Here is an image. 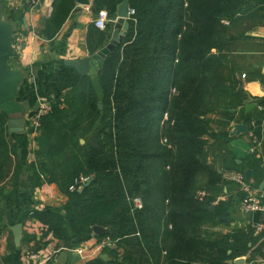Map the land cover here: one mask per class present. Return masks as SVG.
Listing matches in <instances>:
<instances>
[{"label":"trees","instance_id":"16d2710c","mask_svg":"<svg viewBox=\"0 0 264 264\" xmlns=\"http://www.w3.org/2000/svg\"><path fill=\"white\" fill-rule=\"evenodd\" d=\"M121 1H93L110 22L104 29L90 26V54L107 44ZM127 1L129 27L98 67L99 92L93 76L82 72L39 120L34 183H56L67 202L27 215L39 220L45 237L62 242L92 233L94 225L114 228L109 236L122 255L119 264L127 252L143 264H227L248 249L252 231H208L226 212V203L216 201L224 179L209 158L215 150L227 152V130L241 110L232 65L238 38L229 30L249 0ZM75 7V0H53L38 34L52 39ZM14 18L21 21L23 11ZM7 121L0 111V178L17 156ZM24 170L20 161L13 165L14 188ZM80 175L90 183L69 191ZM134 196L141 209L134 208Z\"/></svg>","mask_w":264,"mask_h":264},{"label":"crops","instance_id":"0c3cea01","mask_svg":"<svg viewBox=\"0 0 264 264\" xmlns=\"http://www.w3.org/2000/svg\"><path fill=\"white\" fill-rule=\"evenodd\" d=\"M93 1L91 0L89 11L76 3L58 33L52 39H47L38 34L52 11L47 0H40L33 7L27 0L15 3L2 0L4 11L12 19L16 29L10 65L25 72L18 101L27 107V111H36L41 98L53 99L77 82V72L65 65L64 60H82L92 55L87 49V34L90 26H94L93 20L97 15L92 7ZM20 11H23V18L18 21L14 15ZM114 20H111L113 25ZM112 31L113 27L111 33ZM229 33L238 38L232 45V65L234 78L238 82L236 90L241 96V110L238 107L234 111L237 119L228 127L230 140L227 142V152L223 156L215 150L209 158V162L215 165L224 179L216 201L226 203V212L223 214L226 220L219 218L220 223L207 226V229L215 235L236 230L252 231L251 239L247 242L248 249L241 250L228 259L232 263H228V260L226 263L234 264V260L242 258L247 264H262L264 213L253 212L249 215V212H244L240 206L243 193L223 175L225 171L244 173L245 170H250V177L247 178L250 184L264 192V111L257 107L263 102L264 95V0H249L240 19L230 26ZM98 67V63L93 60L88 69L97 92L100 90L96 77ZM244 100L254 106L246 109ZM235 123H245L247 131L238 136H230L229 132ZM250 131L260 140L254 153L249 151ZM9 135L17 156L11 158L10 172L0 178V264H56L62 251L67 252L63 264H111L112 261H118L115 264H119L122 255L114 252L116 243L110 248L96 250L102 237L93 233L78 236L72 242H62L51 235H43L42 224L37 218L28 216V212L34 209L62 208L67 202V195L56 183H34L30 165L36 160L34 149L37 145L35 136L29 130V120L23 133ZM16 161H20L25 170L20 175L18 186L14 188L12 174ZM232 161L236 164L235 167ZM212 207L214 209L213 205ZM17 223H21L23 229L19 246L14 244L11 230V226ZM257 224H262L259 231L255 227ZM137 236L139 234L136 233L134 237ZM42 239L46 242L38 245ZM78 249H82V256L76 253ZM142 260L134 253L127 252L125 255V264H143Z\"/></svg>","mask_w":264,"mask_h":264},{"label":"water","instance_id":"95a60500","mask_svg":"<svg viewBox=\"0 0 264 264\" xmlns=\"http://www.w3.org/2000/svg\"><path fill=\"white\" fill-rule=\"evenodd\" d=\"M53 0L51 1L52 4ZM79 5H90L91 0H75ZM130 17V8L128 7V1L122 0L116 8V18L114 20L113 31L107 44L93 53L88 58L78 59H66L64 64L72 67L77 74L87 72L91 61H96L98 66L101 65L102 59L115 48L123 43L129 24L128 19ZM15 27L11 20H9L0 2V111L8 117L7 128L10 133H23L26 129L28 120L33 116L34 111H27V107L18 101L20 86L24 82L25 72L23 69H15L10 65V59L14 54V33ZM246 109L250 106H254L248 103L247 100L243 101ZM101 108V105L99 104ZM248 126L245 123H235L232 130L229 132L230 136H238L247 131ZM83 143V140H81ZM244 175L246 178L250 177V170H245ZM90 183V180L85 182L83 186ZM83 186L78 190L80 191ZM213 209V207H210ZM253 212H249L252 215ZM221 220H226L225 215L220 217ZM13 233V240L16 246L20 245L22 237V224L17 223L11 226ZM92 233L99 237L106 235H114L116 230L112 227L106 228L99 225L92 226ZM67 256L66 251H62L57 258L56 264H63L64 259ZM228 263H232V260H228ZM234 264H247L244 263L242 258H238L233 261Z\"/></svg>","mask_w":264,"mask_h":264},{"label":"built area","instance_id":"2783aa9c","mask_svg":"<svg viewBox=\"0 0 264 264\" xmlns=\"http://www.w3.org/2000/svg\"><path fill=\"white\" fill-rule=\"evenodd\" d=\"M10 3L18 2L19 0H8ZM30 5L36 6L39 4L40 0H27ZM50 5L51 10V1L47 0ZM83 9L85 11H89L90 6L85 5L83 6ZM132 13V10L130 9V14ZM110 22V19L108 18V13L105 9L99 10L97 12L96 17L93 20V24L98 29H104L106 27V24ZM258 109L260 111H264V95H263V102L259 105H257ZM51 109V99L48 98H41L38 102V107L36 108V111H34L33 116L29 119V129L31 133L36 136L38 131L37 128L39 126V120L40 117L44 114H46ZM166 117V115H164ZM249 137L251 139V145L249 151L251 153H254L258 146L260 145V140L258 139L257 135L250 131ZM224 178L235 183L241 192L243 193V197L240 201V206L244 212H257V213H264V192L260 191L256 188H254L249 180L245 177L244 173L242 172H236V171H225L224 172ZM90 180L88 176L80 175L78 177H75L73 182L68 187L69 191H75L79 187L85 184ZM206 194V192L202 191L200 192V196L203 197ZM131 201L133 202L134 208L141 209L143 206L142 199L139 196H134L131 198ZM256 230L259 231L262 228V224H257ZM138 235V233H137ZM116 241L112 239L109 235L102 237V239L97 243L96 250H103L106 247L114 244ZM76 253L78 255L82 256V249L76 250ZM30 257H33V254H30ZM262 264H264V258L262 259Z\"/></svg>","mask_w":264,"mask_h":264},{"label":"rangeland","instance_id":"374dc122","mask_svg":"<svg viewBox=\"0 0 264 264\" xmlns=\"http://www.w3.org/2000/svg\"><path fill=\"white\" fill-rule=\"evenodd\" d=\"M31 132V131H30Z\"/></svg>","mask_w":264,"mask_h":264}]
</instances>
